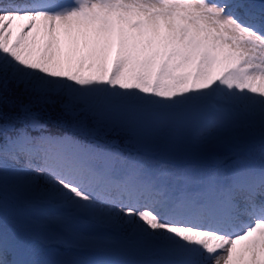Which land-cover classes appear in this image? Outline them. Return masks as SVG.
Returning a JSON list of instances; mask_svg holds the SVG:
<instances>
[{
    "label": "snow or ice",
    "instance_id": "snow-or-ice-1",
    "mask_svg": "<svg viewBox=\"0 0 264 264\" xmlns=\"http://www.w3.org/2000/svg\"><path fill=\"white\" fill-rule=\"evenodd\" d=\"M0 264H264V0H0Z\"/></svg>",
    "mask_w": 264,
    "mask_h": 264
},
{
    "label": "trees",
    "instance_id": "trees-1",
    "mask_svg": "<svg viewBox=\"0 0 264 264\" xmlns=\"http://www.w3.org/2000/svg\"><path fill=\"white\" fill-rule=\"evenodd\" d=\"M56 111L59 112V108H57ZM66 130H67L66 128H62L61 126L56 125V124H52V125H50V127H49V131H50L51 133H53V134H59V133H61V132H63V131H66Z\"/></svg>",
    "mask_w": 264,
    "mask_h": 264
},
{
    "label": "rangeland",
    "instance_id": "rangeland-1",
    "mask_svg": "<svg viewBox=\"0 0 264 264\" xmlns=\"http://www.w3.org/2000/svg\"><path fill=\"white\" fill-rule=\"evenodd\" d=\"M60 2H64V3H67L68 1H61L60 0ZM6 4V3H5ZM100 258H114V259H116V260H120V259H129V258H131V257H119V256H99Z\"/></svg>",
    "mask_w": 264,
    "mask_h": 264
},
{
    "label": "bare ground",
    "instance_id": "bare-ground-1",
    "mask_svg": "<svg viewBox=\"0 0 264 264\" xmlns=\"http://www.w3.org/2000/svg\"><path fill=\"white\" fill-rule=\"evenodd\" d=\"M8 1V0H7ZM6 0H3V3L7 2ZM95 259H100V260H112L113 258H100L99 256L98 257H94Z\"/></svg>",
    "mask_w": 264,
    "mask_h": 264
}]
</instances>
